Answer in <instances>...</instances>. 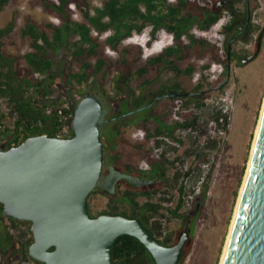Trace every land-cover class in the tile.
Returning a JSON list of instances; mask_svg holds the SVG:
<instances>
[{
	"label": "rangeland",
	"instance_id": "obj_1",
	"mask_svg": "<svg viewBox=\"0 0 264 264\" xmlns=\"http://www.w3.org/2000/svg\"><path fill=\"white\" fill-rule=\"evenodd\" d=\"M174 1L152 0L151 4L154 6L152 13L164 14L167 12V5ZM258 2L259 9L256 11L254 17V24L256 26L252 28L247 39L244 38L246 40L238 44L240 48L245 46L244 52H242L244 55L252 54L255 47L256 35L260 31V28L264 27V0H259ZM100 4V0H88L91 15H94V8L99 7ZM145 7V4H140L142 12L146 11ZM26 15H30L39 23L54 20L53 17L43 12L39 6L30 4L29 0H10L0 10V28L13 24L9 42H5L2 48L4 52L21 55L31 50L28 37L22 35L20 31L24 23V16ZM73 18L76 21L82 20L77 12L73 15ZM142 20V18L138 17L137 19H130L127 22L132 26V31L129 36L121 39L115 50L107 43L108 38L115 34L114 30L108 29L105 33L101 34L97 41L98 54L97 56H91L89 62L92 65H96L97 58L99 57L121 60L128 56L124 50L129 48V46L136 45H140L143 49L140 57V61H143L146 57L157 54L165 47L171 46L173 48L171 58H174L176 67L181 70L180 73L175 74L169 68L159 66L157 75L156 73L152 74V77L156 76L155 79L139 88V81L135 79V74L130 68V62L127 61L123 65L122 78L115 71L108 72L103 69L99 74L90 77L88 81H84L81 85H76L75 88L82 90L81 92H77L70 90L69 84L64 81L60 74L61 72L64 73L68 63L72 59V53L64 50L57 55H52L55 68L59 71L57 72V78L60 83L57 82L56 88L61 97L66 99L64 105L66 107L71 106L73 109L85 95L83 94L84 91L97 95L104 104V115L108 118L113 114L116 105L118 108H121L125 100H129L126 107L132 109L134 107L132 103L134 95L143 94L144 100H148L153 94L156 95L164 91V87L167 89L166 87L169 84L177 85L173 87L178 92H192L201 78L209 82V85L206 86L209 90L205 104L210 107L197 108L192 103L187 104L184 99H182L183 103L180 104V98H174L172 101L160 99L147 110L150 114L157 112L156 114L162 117L163 113L169 109L167 105L172 104V116L170 120L172 122L173 120L181 122L192 115L198 116L196 133L192 132L184 135L186 145L183 144L182 148L174 150L169 142H165L168 146L163 147L160 146L155 136L145 143L144 150L147 153L141 152V154L143 156L148 154L154 157L165 154L168 160H173V163L170 165L171 167L166 171L168 179L166 185L162 186L151 197L155 202L161 200L163 209L160 212L166 214L165 217H162L160 213L157 216V219L161 221L162 236L167 231H173L177 232V236L180 237L186 228L185 224L187 222L184 224L185 221L182 222L170 216L166 210L167 207H174L177 204L179 200L178 187L180 185L185 187L182 198L183 204L180 207V211H188V216L192 221L194 220V224H192V232L189 229V238L185 245V247L189 245L190 250L181 264H219L240 187L248 166L255 128L260 117L264 98V34L255 58L246 64H239L233 67L230 70L229 77H227L224 71L219 73L221 67L218 62L213 61L210 51L212 46H216L219 51L224 49V47L218 44L220 42L219 38L222 35V31L219 29L220 26L227 23L228 14L222 11L220 17L209 29L203 30L194 26L192 34L195 39L192 40L184 36L183 40L187 48L181 51L175 48L173 35L165 29L155 31L151 43L147 45L146 43L150 38L151 26L144 24L141 31H137L134 28L142 25ZM125 29L123 27L122 32ZM91 32V34H95L94 31ZM143 34L147 38L146 41H144L145 37ZM219 54L221 56L224 55L222 50ZM24 63V60L21 59V64ZM78 66L79 62H75L73 69L78 70ZM223 80L227 82L222 90H211L213 89L212 87ZM118 108H116V111ZM0 109L4 112L9 110L6 97L0 98ZM215 111H221L227 115L228 123L226 131L211 118L212 113H215ZM132 116L134 115L131 114L130 116L128 114L125 116V119L128 121L133 118ZM71 120L72 118L65 128L67 133H70L72 129ZM117 125V121L112 120L104 123L101 128V138L104 145V165L101 178L96 186L97 188L95 187L96 189L89 198L91 213L95 215L99 211L109 209L108 202L110 200H112V205H116L119 201L118 197H121L125 190V183L119 174L120 168L117 166L113 167V163L109 160L113 147L109 130L112 127L115 128ZM200 130L204 134L202 137H200ZM124 137L131 142L145 141L140 130L131 126L125 127ZM11 138L12 135L10 133L0 134V146H5ZM194 138H196L197 146L192 144ZM187 140L189 141L187 142ZM211 140L216 141L215 145L212 144ZM193 147L198 152H201L199 158L195 157L194 153L191 152ZM119 149L122 150L126 161L135 164L139 170H148L149 164L143 158H137V152L133 147L123 144ZM187 149L190 150L189 154H186ZM188 168L192 169L190 176H185L184 172ZM110 177L114 180L112 184H108ZM205 184L208 186L206 199L200 214L197 215L200 200L195 199L194 201L192 191L194 190V193H198L200 186ZM154 185L156 186L157 184ZM147 198V196L140 195L137 197V200L143 202ZM119 206L130 212L128 199L120 203ZM196 206L198 207L197 210ZM189 223L188 225H191V222ZM12 233L14 235L19 234L18 230H12ZM0 257V264H3L1 254ZM5 263L11 264L12 262L7 260Z\"/></svg>",
	"mask_w": 264,
	"mask_h": 264
},
{
	"label": "trees",
	"instance_id": "obj_2",
	"mask_svg": "<svg viewBox=\"0 0 264 264\" xmlns=\"http://www.w3.org/2000/svg\"><path fill=\"white\" fill-rule=\"evenodd\" d=\"M10 0H0V10ZM152 0H100V6L94 8V15L90 14L88 0H29L30 4L39 6L43 12L50 15L54 20L37 22L30 15L24 16L23 26L20 28L21 34L27 36L29 39L30 51L24 54H11L3 51L5 42H9V36L13 30V24H8L0 28V98L6 97L9 104V110L4 112L0 109V134L10 133L12 138L2 149H8L17 146L27 137L38 134H50L60 137L73 136V130L70 133L65 131L70 119L72 118L73 107H66L65 100L57 91V82L59 72L55 68V62L52 55H57L61 51L67 50L72 53V59L68 63L64 73H60L65 82L69 84L70 90L81 92L76 85H81L84 81L96 74H99L103 69L112 72L115 71L117 75L122 78L123 65L125 62H130V68L135 74V79L139 81L138 86L142 88L150 81L154 80L156 76L152 77L153 73L158 72L159 66L167 67L175 74L181 72L176 67L174 58H171L173 48L171 46L165 47L157 54L146 57L145 60L140 61L142 55V47L140 45L129 46L124 51L128 55L121 60H111L109 58H97L96 65L89 62L91 56H97L98 37L105 33L108 29L114 30V35L108 38L107 43L113 50L117 49L121 39L130 35L132 26L127 23L130 19L142 18L143 24L136 26L137 31H141L144 24H149L150 38L147 45L151 43L154 32L159 29H165L173 35V44L177 50L187 48L184 36L194 40L192 28L196 24V16L198 13L189 7V0H175L173 3L167 5V12L162 15L152 13L154 6L151 4ZM164 1V0H163ZM145 4L146 11L142 12L140 4ZM78 13L82 20L76 21L73 18L75 13ZM192 17V18H191ZM218 19V16H213L206 25H200V29H209L213 23ZM125 31L122 32V28ZM94 31L95 34H91ZM78 37V38H76ZM227 44L225 46L224 57L221 58L217 52H212L211 58L215 62H224L226 60ZM21 59L24 64H21ZM75 62H79L78 70L73 69ZM226 72V71H225ZM198 85L192 90V97L186 103H192L195 107H210L205 103L208 96L209 82L204 78L198 81ZM60 83V82H58ZM172 86L168 85L166 88ZM177 85H175L176 87ZM165 91V87L163 89ZM162 91V90H161ZM87 92L84 91L83 94ZM133 93V92H132ZM168 98L167 100H173ZM129 100L123 102L124 108L128 105ZM132 103L137 111H133V120H128L120 125V128L115 131L112 147V153L109 155V160L118 168L131 171L135 173L139 169L130 161H126L123 157V152L119 147L123 144L133 147L137 152V158H143L153 167L154 170H159L161 174L165 175L173 160H168L165 154L159 157L152 155L143 156L142 153H147L144 150L145 143L159 133L173 136L174 130L177 127H189L196 133V126L198 116L192 115L191 119H187L182 123L178 121H170L172 116V104L167 105L168 111L163 113L164 121L155 124L151 120H146L145 123H138L139 119L136 115L142 110L146 116H154L148 113L147 108L140 109L147 104L144 100L143 94L134 95ZM171 107V108H170ZM141 110V111H140ZM148 113V114H147ZM212 119L221 125L222 129L226 131L227 115L221 111L212 113ZM222 120V122H221ZM127 125H132L138 129H144L146 137L144 142H131L124 137V129ZM196 135V134H195ZM204 136L203 131L200 130V137ZM196 137V136H195ZM212 141V140H211ZM215 145L214 140L212 141ZM14 143V145H12ZM192 144L196 145V138L192 140ZM191 152L194 156L199 158L201 152L192 148ZM190 150H186L189 154ZM178 159V158H177ZM188 168L184 172L185 176H190ZM178 174V173H177ZM166 185V183L164 184ZM154 186L148 190H142L136 184H131L130 189H126L116 205H112L110 200L108 202L109 209H105L96 213L99 214H122L129 218H139L146 230L151 233L156 240L164 246L174 245L179 237L177 232L167 231L163 236L161 234V221L157 219L158 214L165 217L166 214L161 213L163 209L161 200L154 201L151 197L154 193L164 186ZM208 186L201 185L198 193H193V199H199L200 207L197 215L200 214L202 206L206 199ZM185 187L180 185L178 187L179 200L174 207H167L166 210L170 216L179 219L180 221L188 220V211H180L183 204V195ZM94 190L89 194V198ZM147 196L143 202L137 200L138 196ZM126 198V199H124ZM128 199L130 205V212L122 209L119 204ZM113 202H115L113 200ZM197 207V206H196ZM191 225H188L192 232V224L194 220H190ZM190 224V223H189ZM31 222L27 220H18L13 217L6 216L3 213V206L0 203V254L2 255L3 264L7 260L16 264L28 262L30 264H44L37 261L28 255L29 245L33 241L32 232L30 230ZM186 225V224H185ZM12 230L17 231L18 235H14ZM113 260L115 264H155V261L150 252L145 246L135 237L130 235H120L113 242ZM52 249V248H50ZM190 250L189 245L184 247L181 258L178 264H181ZM6 259V260H5Z\"/></svg>",
	"mask_w": 264,
	"mask_h": 264
},
{
	"label": "water",
	"instance_id": "obj_3",
	"mask_svg": "<svg viewBox=\"0 0 264 264\" xmlns=\"http://www.w3.org/2000/svg\"><path fill=\"white\" fill-rule=\"evenodd\" d=\"M263 32L243 63L257 55ZM103 116L102 100L86 93L74 108L73 136L38 134L0 148L3 213L31 222L28 255L44 264H115L113 242L123 234L137 238L155 264H178L188 229L174 245L164 246L139 218L90 215L88 197L104 165ZM222 264H264V109Z\"/></svg>",
	"mask_w": 264,
	"mask_h": 264
},
{
	"label": "flooded vegetation",
	"instance_id": "obj_4",
	"mask_svg": "<svg viewBox=\"0 0 264 264\" xmlns=\"http://www.w3.org/2000/svg\"><path fill=\"white\" fill-rule=\"evenodd\" d=\"M258 1L259 0H189V7H191V9H193V11L198 13L196 16H193V19H196V21H195L196 24H194V26L199 27V24L200 25H206L211 20V18L213 16L217 15L219 18L222 11L224 13L228 14L227 23H225L219 29L222 31L221 32L222 35L219 38L220 42H218V44H220L222 47H224V49H221L223 54L225 52V46L227 44V50H226L227 53H226L225 63L218 61V64L221 67V69L219 70V73L226 71L225 73L227 74L228 73V67L230 68V70H232L233 67L238 66L239 64H246V62L243 63V61L246 60L251 55V54L250 55H244L242 52H244L245 46L243 48H240L238 46V44L245 41L247 39L248 35L250 34V31L252 30V28L254 26H256L254 24V17H255L256 11L259 9V7H258L259 2ZM263 29H264V27L260 28V31L256 35L254 51L256 50V47H257L258 36L262 32ZM263 34H264V32L262 33V36H263ZM262 36H261V39H262ZM244 38H246V39H244ZM220 51L216 48V46H212L210 52L212 55V52H217V54H219ZM253 52H252V54H253ZM242 57H244V58H242ZM221 58H225L224 55H222ZM231 65H232V67H231ZM226 80H223L221 83L215 85L214 87H212L213 89H211V90L212 91L222 90V88H224V86L227 82ZM198 83L199 82H197V85H198ZM169 85H171V84H169ZM173 86L174 85L172 84V86L168 89H165V91L159 92V94H156V95L153 94V96L150 99L145 100L148 103L143 105L140 109H142V108L146 109L147 108V110H148V108H150V106L153 103H155L156 101H158L160 99L167 100L168 98H176V99L180 98L179 99L180 104L183 103L182 99H184L186 102L191 99L192 94H193L192 92H182V91L178 92V90H175V88H174L175 86L174 87ZM208 90H206V91H208ZM187 104H189V103H187ZM116 108H118L117 105L114 108L113 114L110 117L107 118L106 115H104V117L102 118V123H101V128H102L104 123H108L112 120L117 121L118 125L115 128L112 127L111 130H109L110 138L112 140L114 139L115 131H117L120 128V125L122 123L127 122V120L125 119L126 118L125 116H127L128 114L131 116V113L133 111L138 110L137 108H134V107L132 109H130V108H127L125 106L124 108H118L116 111ZM122 110H124V111H122ZM156 113L157 112H152V114H151V115H155V117L154 116H146V113H138L137 117L139 119L137 120V122L138 123H145L146 120H151L155 124H158V123H161L162 121H164V117L158 116ZM191 117L192 116H190L187 119H191ZM176 118H177V116H176ZM187 119H185V120H187ZM130 120H133V118H131ZM185 120H182L180 123H182ZM174 121H176V120H173V122ZM127 126L134 127L132 125H127ZM139 130L142 134V137L145 139L146 132L144 131V129H139ZM192 132H193V129L191 128V126L186 127V128L185 127H177L174 130V134L172 137L168 136L166 134H163V133H159L158 135H156V138L159 141L160 146H163V147L166 146L167 147L168 144H166L165 142H169L172 145V149L178 150V149L182 148L183 144L186 145L184 135H188ZM177 133H179V134H177ZM101 135H102V132H101ZM188 141L189 140H187V142ZM2 147H4V146H0V148H2ZM114 166L115 165L113 164V167ZM119 170H120L119 174H120V176H122L123 181L125 183V190L130 189L132 183L136 184L142 190H148V189L153 188L155 186L154 184H157L156 186L158 187V186H161V185H164L165 183H167V180H168L167 179V173H165V175H163V174H161V172L159 170L153 171V167H151V165H149L148 170H145V171L139 170L138 173L137 172L135 173L133 170H131V171H125L122 169H119ZM109 179H110V181L108 182V184H110V183L112 184L114 180L111 177ZM92 215L96 216L95 214H92ZM190 220H191V218L189 217L187 220V224L185 225V227H186L185 229L189 230L188 224H189Z\"/></svg>",
	"mask_w": 264,
	"mask_h": 264
},
{
	"label": "bare ground",
	"instance_id": "obj_5",
	"mask_svg": "<svg viewBox=\"0 0 264 264\" xmlns=\"http://www.w3.org/2000/svg\"><path fill=\"white\" fill-rule=\"evenodd\" d=\"M263 109H264V98H263V103H262V107H261V111H260V117H259V120H258V123L256 125V128H255V135H254V139H253V143H252V147H251V151H250V156H249V160H248V166H247V169H246V172H245V175H244V179H243V182H242V185L240 187V191H239V196H238V199H237V203H236V206H235V209H234V213H233V217H232V221H231V224H230V227H229V232L227 234V238H226V241H225V245H224V248H223V253H222V256H221V259H220V263L219 264H222L223 262V256H224V252L226 250V247H227V243H228V238H229V235H230V232H231V229H232V226H233V223H234V219H235V211L238 207V201H239V198L243 192V188H244V184H245V180H246V176L248 174V170H249V165H250V160H251V156H252V150H253V146L255 144V141H256V137H257V132H258V127L260 125V122H261V119H262V115H263Z\"/></svg>",
	"mask_w": 264,
	"mask_h": 264
},
{
	"label": "built area",
	"instance_id": "obj_6",
	"mask_svg": "<svg viewBox=\"0 0 264 264\" xmlns=\"http://www.w3.org/2000/svg\"><path fill=\"white\" fill-rule=\"evenodd\" d=\"M221 27V26H220ZM144 35V37H145V34H143ZM146 37L144 38V41H146ZM60 137V136H59ZM12 145H14V143L12 144ZM163 233H165V232H163ZM0 261H1V257H0Z\"/></svg>",
	"mask_w": 264,
	"mask_h": 264
},
{
	"label": "crops",
	"instance_id": "obj_7",
	"mask_svg": "<svg viewBox=\"0 0 264 264\" xmlns=\"http://www.w3.org/2000/svg\"><path fill=\"white\" fill-rule=\"evenodd\" d=\"M22 264H30V263H28V262H23Z\"/></svg>",
	"mask_w": 264,
	"mask_h": 264
}]
</instances>
